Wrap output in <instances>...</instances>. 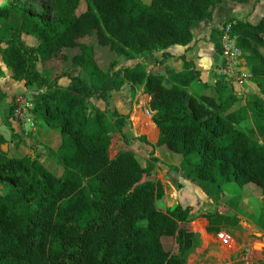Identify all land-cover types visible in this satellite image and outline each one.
I'll return each mask as SVG.
<instances>
[{
	"label": "trees",
	"instance_id": "1",
	"mask_svg": "<svg viewBox=\"0 0 264 264\" xmlns=\"http://www.w3.org/2000/svg\"><path fill=\"white\" fill-rule=\"evenodd\" d=\"M54 1L58 13L52 20L19 0L0 3V55L13 69L12 78H23L30 90L50 86L36 97L33 112L59 129V145L49 155L64 168L55 174L39 153L10 155L0 132V264H187L197 237L192 208L157 206L165 190L160 180L150 179L151 168L132 150L110 155L111 135L129 116L113 112L111 119L91 99L109 105L111 91L125 84L134 93L141 90L158 129L154 145L182 156L184 177L215 200L224 197L226 182L255 183L264 200V17L257 23L227 18L222 24L230 23L247 63L260 69V94L249 93L250 99L239 104L223 80L216 81L213 95L192 93L189 86L201 81L200 70L184 56L183 68L167 75L148 71L142 60L115 68L101 65L95 46L80 40L94 34L122 59L145 57L190 42L193 27L211 18L222 0H86L80 12L81 0ZM219 32L213 30L212 37ZM23 34L38 43L29 45ZM215 46L221 50L218 40ZM74 47L80 52L72 66L86 76L65 72L69 84L61 87L37 63L64 59ZM6 99L0 88V107ZM5 107V123L12 126L13 106ZM249 121L254 135L244 128ZM201 217L206 230L215 233L237 221L218 210ZM164 236L174 237L172 250Z\"/></svg>",
	"mask_w": 264,
	"mask_h": 264
},
{
	"label": "rangeland",
	"instance_id": "2",
	"mask_svg": "<svg viewBox=\"0 0 264 264\" xmlns=\"http://www.w3.org/2000/svg\"><path fill=\"white\" fill-rule=\"evenodd\" d=\"M19 1L34 14H39L49 20L54 19L58 13L55 6L57 2L54 0ZM144 1L150 2V0ZM4 2L6 0H0V3ZM85 8L86 0H81L78 12ZM24 39L29 45L38 43L37 38L31 35H24ZM80 40L95 46L96 56L101 65H115V68H118L131 64L130 60L118 57L110 47L99 44L94 34L85 36ZM79 52L78 47L69 48L66 50V58H53L46 62L39 61L37 66L39 69L45 70L51 80L57 78V84L66 87L69 84V79L63 73L86 76L80 67L72 66V57ZM252 72H255L254 68ZM255 78L256 76L251 80L256 81ZM216 80L219 79L216 78ZM196 82L198 80L191 82L189 86L192 93H197L193 88ZM124 87L121 93L114 94L112 92L109 94V98H112L109 100V105L100 99H91L92 103L105 110L111 119H113V112L129 116L127 125L120 132H114L111 135L110 155L114 156L120 150H132L137 154L143 166L151 168L150 179L160 180L165 190L163 197L157 200L159 208L170 210L178 203L184 207L190 206L192 208V226L194 222L197 237L194 246L187 255V264H264V200L261 188L255 183L240 186L233 181L226 182L223 185L224 197L215 200L208 193L207 196L204 195L203 188L199 184L191 180H187L185 183L180 182V177H183L180 171L182 156L168 152L165 147L159 148L154 145L156 131L151 125V114L148 106L147 109L145 108L143 98L145 93L137 90L134 94L130 85ZM49 88L50 86H40L32 89L31 92L35 93V97H39L42 92ZM21 89L22 86L16 84L15 81L12 91ZM227 89V91L231 90L229 86ZM243 91L246 90L241 89L240 92ZM241 98L243 100L241 103H243L250 99V95L248 94L246 97L244 92ZM11 125L5 123V117H0V132L7 137V143L2 147L8 149L10 155L34 157L39 153L46 166L55 174L61 175L63 173L64 168L58 157L49 155V150H56L59 145V129L49 128L38 117L34 118V125L21 123L13 126L12 122ZM244 128L248 133L254 135L255 129L250 121L245 123ZM141 136L146 137L148 142H145ZM3 192V189L0 188V193ZM229 207L232 210H229ZM216 210L230 213L237 220L235 224L223 228L233 238L228 243L223 242L217 233L208 232L201 228V215ZM163 243L167 249L172 250L175 239L172 236H164Z\"/></svg>",
	"mask_w": 264,
	"mask_h": 264
},
{
	"label": "crops",
	"instance_id": "3",
	"mask_svg": "<svg viewBox=\"0 0 264 264\" xmlns=\"http://www.w3.org/2000/svg\"><path fill=\"white\" fill-rule=\"evenodd\" d=\"M262 17H264V0H245L243 2H238L234 0H222L220 3L215 5L212 9V16L209 19L201 21L199 24L193 27L192 29V40L187 44H172L164 50H154L152 53L146 55L145 57H138L135 59H130L131 64L134 65L136 62L142 60L146 64V68L148 71L167 74L168 70L179 71L183 68L184 59L191 60L195 63L196 67L200 70V78L201 81L195 83L193 88L197 93H208L215 94V89L213 88L216 85V69L222 63L221 50H217L215 46L216 40L219 41V34L214 35L212 37L213 30H220L223 22L227 18H238L246 21H250L251 23H257ZM24 35L23 34V38ZM25 40V39H24ZM248 64V63H247ZM251 71L253 68L255 72H253L254 76H258L260 69L258 65H248ZM253 67V68H252ZM0 68L2 70V74H0V88L6 93L7 99L5 105L0 107V117H5L7 113V107L11 104L15 95L18 94H27L31 92L29 88L25 86V81L23 78L14 79L12 78L13 69L9 68L3 62L2 56L0 55ZM256 79V78H255ZM14 80V81H12ZM22 86L21 90L12 91L13 84L15 83ZM12 82V83H11ZM229 83V82H228ZM207 85V87L204 86ZM129 86V84H125L124 86ZM233 91L240 98L239 104L241 103L242 93L241 89H245L246 97L249 93H257L260 94V88L257 84V81L250 80L244 83L242 88L238 85H234L229 83ZM122 87L121 90H113L114 94L123 92L122 90L125 87ZM133 92V91H132ZM134 93V92H133ZM135 94V93H134ZM145 108L147 109L148 96L147 94H143ZM103 101L102 99H100ZM112 100V98H109ZM10 122H12L13 126L16 124H21L20 122H16L10 118ZM46 125V124H45ZM152 125V122H151ZM152 127H154L152 125ZM155 128V127H154ZM156 138L158 136V129L155 128ZM3 134V133H2ZM5 136V135H4ZM6 137V136H5ZM7 138V137H6ZM183 176V175H182ZM180 182L185 183L188 178L180 177ZM196 183V182H194ZM203 194L207 196L205 190H203ZM209 195V194H208ZM228 208V207H227ZM229 210H232L229 207ZM221 213L232 216L230 213H226L220 210ZM194 224V222H193ZM200 225L201 228L205 231V219L200 217Z\"/></svg>",
	"mask_w": 264,
	"mask_h": 264
},
{
	"label": "built area",
	"instance_id": "4",
	"mask_svg": "<svg viewBox=\"0 0 264 264\" xmlns=\"http://www.w3.org/2000/svg\"><path fill=\"white\" fill-rule=\"evenodd\" d=\"M219 43L222 63L216 69V78L226 80L242 88L245 82L250 81L254 77V74L247 64L244 51L237 44L236 37L231 34L230 23L221 26ZM244 92L241 93L243 94ZM34 94V92H31L14 96L12 100V119L14 121L34 125L35 114L33 108L36 98ZM216 233L225 243L233 240L232 236L223 228Z\"/></svg>",
	"mask_w": 264,
	"mask_h": 264
}]
</instances>
